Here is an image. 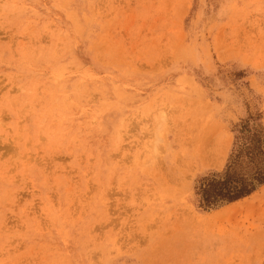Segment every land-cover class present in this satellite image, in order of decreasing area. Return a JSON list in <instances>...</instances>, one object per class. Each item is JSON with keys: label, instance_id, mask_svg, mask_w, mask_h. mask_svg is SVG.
Masks as SVG:
<instances>
[{"label": "rangeland", "instance_id": "374dc122", "mask_svg": "<svg viewBox=\"0 0 264 264\" xmlns=\"http://www.w3.org/2000/svg\"><path fill=\"white\" fill-rule=\"evenodd\" d=\"M259 140L264 0H0V264H264Z\"/></svg>", "mask_w": 264, "mask_h": 264}, {"label": "trees", "instance_id": "16d2710c", "mask_svg": "<svg viewBox=\"0 0 264 264\" xmlns=\"http://www.w3.org/2000/svg\"><path fill=\"white\" fill-rule=\"evenodd\" d=\"M263 142L258 141L259 146H256L250 152L251 155L246 156L250 158L253 163L254 157L263 155L264 147H261ZM240 148V146H239ZM234 147L231 154L230 161L223 173L209 177L205 183L200 186V194L202 203L206 205H215L219 201L232 202L242 197L253 193L259 185L264 184V162L261 160L259 164L247 172L239 171L238 163L242 161L244 156V149L239 150Z\"/></svg>", "mask_w": 264, "mask_h": 264}, {"label": "snow or ice", "instance_id": "6c2138e0", "mask_svg": "<svg viewBox=\"0 0 264 264\" xmlns=\"http://www.w3.org/2000/svg\"><path fill=\"white\" fill-rule=\"evenodd\" d=\"M240 171H241V174H242L243 171H244V165H241V166H240Z\"/></svg>", "mask_w": 264, "mask_h": 264}, {"label": "bare ground", "instance_id": "6f19581e", "mask_svg": "<svg viewBox=\"0 0 264 264\" xmlns=\"http://www.w3.org/2000/svg\"><path fill=\"white\" fill-rule=\"evenodd\" d=\"M219 154V153H218ZM217 159H218V157H217ZM221 159V158H220ZM218 163V162H217ZM212 164V163H211ZM219 164V166H220V163H218ZM215 166V165H214Z\"/></svg>", "mask_w": 264, "mask_h": 264}]
</instances>
